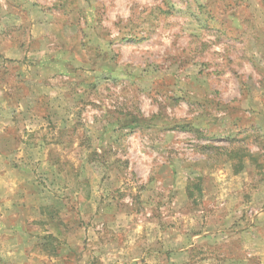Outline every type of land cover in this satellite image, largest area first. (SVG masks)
<instances>
[{
	"label": "rangeland",
	"instance_id": "rangeland-1",
	"mask_svg": "<svg viewBox=\"0 0 264 264\" xmlns=\"http://www.w3.org/2000/svg\"><path fill=\"white\" fill-rule=\"evenodd\" d=\"M0 264H264V0H0Z\"/></svg>",
	"mask_w": 264,
	"mask_h": 264
}]
</instances>
